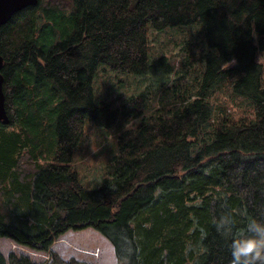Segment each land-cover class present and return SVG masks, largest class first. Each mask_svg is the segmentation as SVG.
Returning a JSON list of instances; mask_svg holds the SVG:
<instances>
[{
    "label": "trees",
    "instance_id": "trees-1",
    "mask_svg": "<svg viewBox=\"0 0 264 264\" xmlns=\"http://www.w3.org/2000/svg\"><path fill=\"white\" fill-rule=\"evenodd\" d=\"M195 22L208 46L196 95L183 92L170 115L125 128L112 176L85 189L72 167L84 121L108 127L117 119L95 100L98 65L135 75L155 69L168 80L173 64L163 55L149 61L148 26ZM258 50L264 0H37L15 13L0 27L9 117L0 121V237L49 259L0 251V264H66L51 244L86 227L109 240L116 264H230L233 238L264 225ZM222 76L233 77L230 90L248 101L252 121L212 120L207 97Z\"/></svg>",
    "mask_w": 264,
    "mask_h": 264
},
{
    "label": "rangeland",
    "instance_id": "rangeland-1",
    "mask_svg": "<svg viewBox=\"0 0 264 264\" xmlns=\"http://www.w3.org/2000/svg\"><path fill=\"white\" fill-rule=\"evenodd\" d=\"M204 27L200 22L162 30L148 26L149 61L156 63L160 56H165L173 64L168 80L155 69L144 75H135L114 70L106 63L98 65L93 79L95 100L113 108L117 119L108 127L96 125L89 117L84 121L79 142L73 150L72 167L85 189H92L112 176L118 136L125 128L135 127L149 115H170L168 108L180 107L182 100L178 96L183 92L190 97L196 95V81L200 82L204 54L208 50ZM254 40L257 41L256 36ZM256 59L263 66L261 76L264 83V50L257 51ZM232 81L233 77L222 76L211 88L207 100L214 109L212 120L239 118L252 121L253 110L247 100L232 94ZM209 128H205L207 138L211 136ZM23 164L27 169L31 168L30 163ZM111 246L103 234L86 227L67 230L54 240L50 250L64 260L75 258L79 261L77 264H116ZM0 251L5 257L15 253L27 255L36 262L46 263L49 259L48 253L19 245L7 237H0Z\"/></svg>",
    "mask_w": 264,
    "mask_h": 264
},
{
    "label": "clouds",
    "instance_id": "clouds-1",
    "mask_svg": "<svg viewBox=\"0 0 264 264\" xmlns=\"http://www.w3.org/2000/svg\"><path fill=\"white\" fill-rule=\"evenodd\" d=\"M224 224L218 225L223 234ZM251 235L241 233L231 243L232 258L230 264H264V225L253 222L248 226ZM66 264H71L69 259Z\"/></svg>",
    "mask_w": 264,
    "mask_h": 264
},
{
    "label": "water",
    "instance_id": "water-1",
    "mask_svg": "<svg viewBox=\"0 0 264 264\" xmlns=\"http://www.w3.org/2000/svg\"><path fill=\"white\" fill-rule=\"evenodd\" d=\"M37 3V0H0V27L5 24L15 13L22 11L30 5ZM3 65V57L0 54V70ZM0 121L4 124L9 122L5 108V94L3 91V76L0 71Z\"/></svg>",
    "mask_w": 264,
    "mask_h": 264
},
{
    "label": "bare ground",
    "instance_id": "bare-ground-1",
    "mask_svg": "<svg viewBox=\"0 0 264 264\" xmlns=\"http://www.w3.org/2000/svg\"><path fill=\"white\" fill-rule=\"evenodd\" d=\"M135 2V1H134ZM134 4V3H133ZM152 27V26H151ZM147 28V27H146ZM144 33V32H143ZM139 39V38H138ZM132 41V40H131ZM141 42V41H140ZM138 44V43H137ZM128 47V46H127ZM2 56V55H1ZM129 59H130V57H129ZM214 62V61H213ZM215 63V62H214ZM212 67V66H211ZM2 68V67H1ZM221 68V67H220ZM218 69V68H217ZM225 69V68H224ZM1 71V70H0ZM214 71V70H213ZM204 73V72H203ZM3 76V75H2ZM4 91V90H3ZM182 91V90H181ZM2 122V121H1ZM3 123V122H2ZM4 124V123H3ZM194 258V257H193ZM193 261H194V259H193ZM195 264V263H194Z\"/></svg>",
    "mask_w": 264,
    "mask_h": 264
}]
</instances>
